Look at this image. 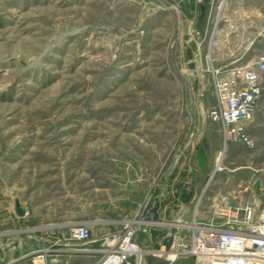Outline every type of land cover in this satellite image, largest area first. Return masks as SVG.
<instances>
[{"label":"rangeland","instance_id":"rangeland-1","mask_svg":"<svg viewBox=\"0 0 264 264\" xmlns=\"http://www.w3.org/2000/svg\"><path fill=\"white\" fill-rule=\"evenodd\" d=\"M260 54L264 0H0L1 242L85 225L104 260L126 226L188 237L208 200L263 207L264 151L209 117L215 80Z\"/></svg>","mask_w":264,"mask_h":264},{"label":"built area","instance_id":"built-area-1","mask_svg":"<svg viewBox=\"0 0 264 264\" xmlns=\"http://www.w3.org/2000/svg\"><path fill=\"white\" fill-rule=\"evenodd\" d=\"M263 75L264 54H260L253 66L234 67L215 80L217 105L209 110V117L220 123L227 141L254 146L245 123L254 117ZM219 203L222 207L215 222L191 223L188 237H181V231L174 233L171 250L175 248V256L191 257L196 264H264V206L256 208L245 203L235 207L225 198ZM135 234L136 229L128 227L118 250L109 253L100 264H142L143 250L135 241ZM69 236L77 242H87L90 229L76 226L70 229Z\"/></svg>","mask_w":264,"mask_h":264},{"label":"crops","instance_id":"crops-1","mask_svg":"<svg viewBox=\"0 0 264 264\" xmlns=\"http://www.w3.org/2000/svg\"><path fill=\"white\" fill-rule=\"evenodd\" d=\"M245 130L253 139L255 147L259 148L258 151H264V75L262 76L261 80V94L255 108L254 117L250 122L245 123ZM257 156L258 155L254 153L253 156L249 158L250 164H253L252 160L257 159ZM197 163V160L192 161V166H194L196 172L188 171V174L185 176L186 180H184V182L179 186L178 191L192 192L193 194L198 191L203 179V170L200 169ZM262 165L263 166H261V169H259L260 171L264 170V164ZM189 177L191 178L190 180H188ZM172 186H174V183L171 185V187ZM216 195L219 194L216 193ZM162 197L163 195H160V198ZM215 199L216 198H213V201L211 202L208 200L207 203L209 204L202 203L201 208L204 209L202 212L203 214L192 217L189 220V223L191 224L193 222H197L210 224L215 222L217 219V214H211L212 208L216 207V204H214ZM240 199L241 198L239 196V201ZM171 206L173 207L174 205ZM181 206L184 207L185 205L181 204ZM183 211L185 212L187 210L184 209ZM206 212L207 214H205ZM179 217H181V215H178V218ZM128 227L130 226H126L125 230ZM135 229L138 233L142 234L139 236H142L143 238V241L140 242V240L137 239L138 233H136L134 239L137 243H142L144 241L151 244L157 243L158 236H156L155 240H153L150 233L151 230L154 229L153 225H139ZM164 238L165 236H162V240ZM95 242V240H90L88 242L89 247L91 248L88 251L76 250L75 248L78 243H75L69 239L68 232H47L41 233L40 236L25 235L23 237L8 239L3 243L0 240V264H17V261L23 257H25V264H99L103 260L104 255L102 251H98V249H92L97 245L94 244ZM171 251L174 250L172 249ZM23 252L24 254H22ZM146 252L147 251L143 250V254ZM39 253L43 254L39 256ZM176 258L177 256H175L174 259L170 261V264H196L191 257L182 256L178 257L177 259ZM36 260H40V262L36 263Z\"/></svg>","mask_w":264,"mask_h":264},{"label":"water","instance_id":"water-1","mask_svg":"<svg viewBox=\"0 0 264 264\" xmlns=\"http://www.w3.org/2000/svg\"><path fill=\"white\" fill-rule=\"evenodd\" d=\"M204 6H205V1H202L200 3V9H201V12L203 13L204 12ZM16 212L18 215H22L23 214V210L20 208V205L18 203V201H16ZM151 221L153 222H158V221H162V223L164 225H168V224H173V223H170V221H167V220H161L159 219L158 215L156 213H154L153 217L150 219ZM177 222H180V221H177ZM177 224V223H175ZM176 232V229H173L171 234L166 236L164 231H160V230H156V229H152L151 230V237L153 240H155L156 236H158L159 234L165 236V238L163 239V245L165 247V253L166 252H169L171 251V247H172V244H173V241H174V233ZM150 259L148 258V261H147V264H150ZM154 264H170V262H168L166 259L164 258H161V260H158L156 262H154Z\"/></svg>","mask_w":264,"mask_h":264},{"label":"bare ground","instance_id":"bare-ground-1","mask_svg":"<svg viewBox=\"0 0 264 264\" xmlns=\"http://www.w3.org/2000/svg\"><path fill=\"white\" fill-rule=\"evenodd\" d=\"M61 41V40H60ZM221 154H219L218 156H217V161H219L220 160V156ZM176 226H178L177 224H176ZM149 255V259H150V264H154V262H156V261H158V260H161V258H164V259H166L168 262H170V261H172L173 259H174V257H175V253H172L171 251H169V252H158V253H149L148 254Z\"/></svg>","mask_w":264,"mask_h":264}]
</instances>
